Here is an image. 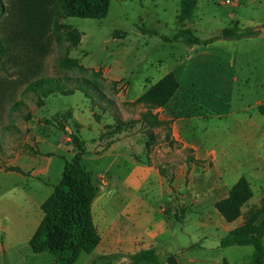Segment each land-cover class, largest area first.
I'll return each mask as SVG.
<instances>
[{
    "label": "crops",
    "instance_id": "obj_1",
    "mask_svg": "<svg viewBox=\"0 0 264 264\" xmlns=\"http://www.w3.org/2000/svg\"><path fill=\"white\" fill-rule=\"evenodd\" d=\"M236 1L232 3L234 8L245 6ZM235 14L239 16L234 11L228 14L230 23L253 26L260 32L199 45L201 50L189 55L187 67L189 72L194 68L203 70L202 84L197 82L200 79L190 77L181 84L175 77L178 87L164 105L141 104L133 113L130 103L154 83L137 82L140 89L135 98L118 96L119 93L109 98L113 104L112 121L106 111L96 113L91 109L94 122L74 118L72 113L80 125L77 134L93 125L96 130L90 146L83 140L80 161L98 186L91 214L100 237L92 251L81 252L77 259L86 255V264H90L99 256L120 254L111 264H127L131 254L153 247L158 257L173 253L186 258L188 264H220L223 249L228 247L219 246L220 237L241 224L242 217L225 220L215 202L226 197L240 177L264 182V16L233 21ZM197 120H205L201 129ZM69 142L72 143L70 138L66 142L71 148L70 159L76 149ZM50 159L49 152L42 153L38 148L33 180L21 183L30 191L25 197L33 202L35 217L25 221L28 213L22 212L20 220L10 221V227L22 226L28 240L42 217L41 203L58 182L49 180ZM263 198L264 183L256 195L252 191L247 202L256 207ZM178 212L182 218H176ZM192 213V228H174L172 222L182 221L184 225ZM7 227L4 224L0 228ZM10 227L0 241L1 256L8 255L5 239L9 243L14 239ZM21 249L16 246V256L22 262L33 252L30 247ZM49 263L53 264L52 256Z\"/></svg>",
    "mask_w": 264,
    "mask_h": 264
},
{
    "label": "rangeland",
    "instance_id": "obj_2",
    "mask_svg": "<svg viewBox=\"0 0 264 264\" xmlns=\"http://www.w3.org/2000/svg\"><path fill=\"white\" fill-rule=\"evenodd\" d=\"M238 1L245 4L242 9L234 8L232 3H222V0H198L191 16L179 21V0H110L104 18L68 16L59 19L64 27L59 33H49V49L42 57L36 75L24 73L23 65L14 66L11 61L0 62V227L8 224L6 229L0 228V241L6 236L10 221L21 219L20 213H28L29 216L23 218L25 221L35 217L33 202L25 197L27 193L30 195V191L22 188L21 183L30 184L33 180L31 177L35 173L34 158L38 148L42 153L49 152L51 155L47 164L49 180L55 183L60 178L62 161L70 157L71 148L67 147L66 142L70 138L69 131L77 129L73 125V117L94 122L90 113L93 109L96 113L106 111L112 121L114 112L110 97L119 93L118 96L131 95L135 98L140 89L139 82L143 85L145 80L155 82L167 71L173 70L181 84H186L189 77L200 79L197 82L202 84L203 70L194 68L189 72L187 67L189 55L198 54L201 47L164 40L161 35L170 37L179 28L190 27L195 35L205 39L229 25L232 20H229L228 14L232 11L239 14H235L233 21L249 16H264V0H257L253 4H246V0ZM3 17L0 12V21ZM64 58H72L73 62L61 64L60 60ZM44 77L59 78L61 86L70 88V92L49 93L47 90L53 88V84H45L33 91L26 90L30 81ZM65 77L78 80H64ZM141 104L149 107L137 99L130 103L133 113ZM67 110L72 111L73 117L61 120L63 130L58 129L55 122L46 121ZM196 123L201 129L205 120H197ZM203 132L200 130V134ZM78 136L86 141L87 147L90 146V139L96 136L94 125L92 129L82 128ZM68 144L73 146L70 142ZM248 180L256 195L264 182ZM260 200L262 203L263 199ZM253 208L254 205L249 202L241 207L242 222ZM176 218H182L180 212ZM194 221L195 214L192 213L184 225L182 221L172 224L175 229L181 226L190 229ZM21 227L19 224L10 227L14 239L10 243L5 239L8 255L0 254V264H50L52 255L47 252L31 253L22 262L20 260L23 259L16 256V246L28 250L30 247ZM23 227L26 229L27 226ZM223 253L225 255L220 257V264H249L253 246L231 245L223 249ZM168 254L173 253L159 257L160 264H168ZM173 257L177 264H188L186 258H179L176 254ZM86 258V255H81L76 264H86Z\"/></svg>",
    "mask_w": 264,
    "mask_h": 264
},
{
    "label": "trees",
    "instance_id": "obj_3",
    "mask_svg": "<svg viewBox=\"0 0 264 264\" xmlns=\"http://www.w3.org/2000/svg\"><path fill=\"white\" fill-rule=\"evenodd\" d=\"M110 0H0V12L4 17L0 21V62L11 61L14 66L23 65L24 73L36 75L42 57L49 49V33H59L64 25L60 18L74 16L83 18H104ZM197 4V0H179L177 19H188ZM261 26L264 28V21ZM153 33H157L152 31ZM260 29L242 26L234 21L208 38L202 39L194 34L190 27L179 28L172 36H162L164 40L183 42L188 45H205L216 39H235L259 34ZM61 64L73 62L72 58L60 60ZM22 71V68H20ZM78 80L65 77L64 80ZM45 84H53L49 93L65 89L59 78L44 77L30 81L26 90H35ZM178 87L174 74L169 71L150 85L136 99L149 107L164 105ZM74 88V87H73ZM72 117L67 110L57 116L46 119L55 122L63 130L66 121ZM75 128L80 127L73 120ZM76 149L69 160H65L61 175L52 187L51 193L41 203L42 217L29 238L33 253L47 252L52 255L55 264H72L81 252H90L99 242L91 214V203L98 186L92 181L91 171L81 164L84 142L77 131L69 133ZM252 196L250 183L240 177L229 189L226 197L215 202V207L227 221H233L241 215V207ZM264 198L259 206L250 209L244 221L220 237L219 246L252 245V261L249 264L264 263ZM120 254L99 256L90 264H111ZM168 264H177L173 254L167 255ZM127 264H160L158 254L153 247L140 249L128 257Z\"/></svg>",
    "mask_w": 264,
    "mask_h": 264
},
{
    "label": "built area",
    "instance_id": "obj_4",
    "mask_svg": "<svg viewBox=\"0 0 264 264\" xmlns=\"http://www.w3.org/2000/svg\"><path fill=\"white\" fill-rule=\"evenodd\" d=\"M235 0H222V3H233ZM102 177V176H101Z\"/></svg>",
    "mask_w": 264,
    "mask_h": 264
}]
</instances>
